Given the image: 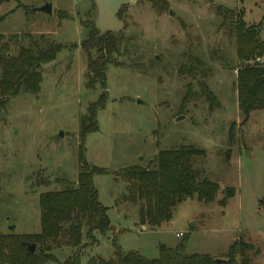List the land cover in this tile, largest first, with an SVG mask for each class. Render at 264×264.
<instances>
[{"label": "rangeland", "instance_id": "374dc122", "mask_svg": "<svg viewBox=\"0 0 264 264\" xmlns=\"http://www.w3.org/2000/svg\"><path fill=\"white\" fill-rule=\"evenodd\" d=\"M46 4L50 15L38 11ZM217 8L238 12L246 26H260L264 42V0H138L119 9V48L106 65L103 89L89 83L80 47L93 29L95 0H0V45L9 41L11 54L27 36L62 46L55 61L41 67L40 93L11 99L1 113L0 234L40 233L39 194L76 182L80 119L105 94L97 131L83 141L89 166L145 168L159 151L191 146L205 152L195 167L219 193L209 204L184 201L168 223L150 229L140 226L138 207L122 201L124 181L94 175L111 230L95 234L98 244L87 243L79 253L53 248L56 261L75 253L80 264L110 260L113 241L122 253L148 260L158 257L159 246L182 243L185 256L224 260L241 240L258 250L247 254L249 264H264V110L241 124L235 44ZM98 56L91 52L93 60ZM255 61L264 65V59ZM224 189H234L235 196L221 207Z\"/></svg>", "mask_w": 264, "mask_h": 264}, {"label": "trees", "instance_id": "16d2710c", "mask_svg": "<svg viewBox=\"0 0 264 264\" xmlns=\"http://www.w3.org/2000/svg\"><path fill=\"white\" fill-rule=\"evenodd\" d=\"M216 10L235 44L237 104L241 124H244L251 113L264 110V65L255 61L264 59V42L259 39L260 26H246L242 15L234 10ZM119 13L120 10L117 18ZM10 44L8 41L0 45V117L11 99L40 93L41 67L54 62L62 50L61 45L43 37H23L22 42L17 43L15 55L10 53ZM80 47L87 54L89 83L98 82L105 89L106 65L111 63V55L119 48L118 35L107 33L99 37L93 28ZM92 51L99 52L97 60L91 58ZM105 102L106 95H100L80 119L82 145L78 153L76 182L63 181L64 189L39 194V234L26 237L0 234V264H80V254L75 253L58 263L51 252L53 248H68L79 253L88 246L87 243L98 244L95 234L105 236L111 230L107 209L98 202V193L93 186L94 175L112 174L124 181L127 194L122 201L137 206L140 226L150 229L168 223L176 206L188 199L195 197L204 204L215 201L219 186L203 177L195 167L194 159L205 158V152L195 147L159 151L145 168L134 165L111 172L89 166L83 157V141L88 133L97 131L96 113L105 107ZM234 196V189H224V198L219 205L224 207ZM24 244L34 246V253L28 254ZM112 246V259L91 258L87 264H216L209 255L185 256L183 243L175 249L159 246L158 257L154 260L145 259L136 252L122 253L114 241ZM249 252L257 254L258 250L238 240L222 257L223 264H249L246 257Z\"/></svg>", "mask_w": 264, "mask_h": 264}, {"label": "water", "instance_id": "95a60500", "mask_svg": "<svg viewBox=\"0 0 264 264\" xmlns=\"http://www.w3.org/2000/svg\"><path fill=\"white\" fill-rule=\"evenodd\" d=\"M138 0H95L96 4V18L93 23V28L98 32V36L102 37L107 33L118 35L122 29V23L117 18L118 11L121 7L135 4ZM39 12L50 15L51 5L46 4L40 9ZM170 15L172 13L170 12ZM10 229H13L11 227ZM28 254H33L35 247L29 244H24ZM225 260L215 259L216 264H223Z\"/></svg>", "mask_w": 264, "mask_h": 264}, {"label": "built area", "instance_id": "2783aa9c", "mask_svg": "<svg viewBox=\"0 0 264 264\" xmlns=\"http://www.w3.org/2000/svg\"><path fill=\"white\" fill-rule=\"evenodd\" d=\"M177 237H182V235L181 234H179V235L177 234Z\"/></svg>", "mask_w": 264, "mask_h": 264}]
</instances>
